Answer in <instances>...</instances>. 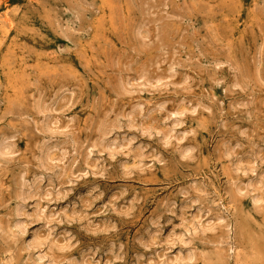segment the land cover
Masks as SVG:
<instances>
[{"label": "rangeland", "instance_id": "obj_1", "mask_svg": "<svg viewBox=\"0 0 264 264\" xmlns=\"http://www.w3.org/2000/svg\"><path fill=\"white\" fill-rule=\"evenodd\" d=\"M152 1L0 0V264H264V0Z\"/></svg>", "mask_w": 264, "mask_h": 264}, {"label": "bare ground", "instance_id": "obj_2", "mask_svg": "<svg viewBox=\"0 0 264 264\" xmlns=\"http://www.w3.org/2000/svg\"><path fill=\"white\" fill-rule=\"evenodd\" d=\"M65 1V0H64ZM67 1V0H66ZM78 1V0H77ZM152 1V0H151ZM159 1V0H158ZM157 1V2H158ZM163 1V0H162ZM153 2V1H152ZM131 3H133V2H131ZM156 3V2H155ZM154 3V4H155ZM161 3V2H160ZM159 3V4H160ZM165 3V2H164ZM135 4V3H134ZM133 4V5H134ZM150 4V3H149ZM157 5V4H156ZM161 5H162V3H161ZM81 6V5H80ZM159 7H161V6H159ZM163 7V6H162ZM136 8V7H135ZM154 9H156V8H154ZM160 9V8H159ZM75 10V9H74ZM145 11V10H144ZM153 11V10H152ZM69 12H71V11H69ZM77 12H79V11H77ZM76 12V13H77ZM155 12V11H154ZM153 12V13H154ZM159 12V11H158ZM144 13V12H143ZM135 14V13H134ZM140 14V13H139ZM133 15V14H132ZM2 18H3V22H5L6 24H11L12 22H11V19H10V17H9V15H8V11L7 10H5L4 12H3V14H2V16H1ZM78 17V16H77ZM143 17V16H142ZM152 17V16H151ZM145 18H148V17H145ZM144 18V19H145ZM158 19H159V17H157ZM174 18V17H173ZM151 19V18H150ZM163 19V18H162ZM177 19V18H176ZM179 19V18H178ZM106 20V19H105ZM134 20V19H133ZM152 20V19H151ZM150 20V21H151ZM146 21V20H145ZM157 21H159V20H157ZM110 22V21H109ZM131 22V21H130ZM152 22H153V20H152ZM107 23V22H106ZM134 23H136V22H134ZM139 23V22H138ZM138 23H137V25H138ZM158 23V22H157ZM109 24H111V23H109ZM143 24V23H142ZM164 24V23H163ZM103 25V24H102ZM131 25V24H130ZM23 25H21V27H22ZM121 26V25H120ZM119 26V27H120ZM156 26V25H155ZM161 26V25H160ZM126 27V26H125ZM136 27V26H135ZM143 27V26H142ZM154 27V26H153ZM23 28V27H22ZM105 28H106V26H105ZM132 29H134V28H132ZM176 29V28H175ZM174 29V30H175ZM115 30H116V27H115ZM130 30V29H129ZM151 30V29H150ZM160 30H161V28H160ZM165 30V29H164ZM173 30V31H174ZM132 31V30H131ZM136 33V32H135ZM154 33H155V31H154ZM157 34V33H156ZM156 34H155V36H156ZM169 35H170V33H169ZM160 36V35H159ZM147 37V36H146ZM169 37V36H168ZM135 38V37H134ZM149 38V37H148ZM151 38V37H150ZM144 39V38H143ZM155 39V38H154ZM168 39V38H167ZM148 40V39H147ZM150 40H152V38L150 39ZM152 44V43H151ZM149 45V44H148ZM140 46V45H139ZM174 46V45H173ZM185 46V45H184ZM134 48V47H133ZM143 48V47H142ZM141 48V49H142ZM145 48V47H144ZM195 50V49H194ZM144 51H145V49H144ZM164 51V50H163ZM140 53V52H139ZM166 53V52H165ZM172 54H173V52H172ZM164 55H166V54H164ZM167 56V55H166ZM130 59V58H129ZM132 59V58H131ZM158 59V58H157ZM173 59H174V57H173ZM172 59V60H173ZM163 59H161V61H162ZM178 61V60H177ZM131 62V61H130ZM175 62V61H174ZM125 63V62H124ZM134 63H135V61H134ZM151 65V64H150ZM180 65V64H179ZM174 66V65H173ZM217 66V65H216ZM137 67V66H136ZM177 67H178V65H177ZM129 68V67H128ZM143 68V67H142ZM151 68V67H150ZM137 69V68H136ZM158 69V68H157ZM160 69V68H159ZM169 69H171V68H169ZM129 70H130V68H129ZM136 71V70H135ZM174 72H176V71H174ZM42 73V72H41ZM50 73V72H49ZM53 73V72H52ZM52 73H50V75L51 76H53L54 77V75H52ZM139 73V72H138ZM150 73V72H149ZM173 73V72H172ZM48 74V73H47ZM56 74V73H55ZM155 74V73H154ZM176 74V73H175ZM175 74H174V77L173 78H175ZM140 75V74H139ZM47 76V75H46ZM48 76H49V74H48ZM47 76V77H48ZM169 76V75H168ZM41 77V76H40ZM56 77H57V75H56ZM185 77H188V76H185ZM161 78V77H160ZM168 78H170V77H168ZM168 78H166L167 80H168ZM50 79V78H49ZM142 79V78H141ZM140 79V80H141ZM144 79V78H143ZM163 79V78H162ZM165 79V78H164ZM171 79V78H170ZM188 79V78H187ZM51 80H52V78H51ZM154 80V79H153ZM152 80V81H153ZM180 80V79H179ZM35 81V80H34ZM138 81V80H137ZM147 81H149L148 79H147ZM155 81H158V80H155ZM159 81H160V79H159ZM182 81V80H181ZM129 82V81H128ZM140 82V81H139ZM138 82V83H139ZM161 82V81H160ZM172 82V81H171ZM127 83V82H126ZM126 83H125V85H126ZM137 83V82H136ZM146 83V82H145ZM175 83V82H174ZM180 83V82H179ZM144 84V83H143ZM156 84H159V83H156ZM163 83L161 82V85H162ZM164 84H165V82H164ZM173 84V83H172ZM33 85V84H32ZM60 85V84H59ZM134 85V84H133ZM133 85H132V87H133ZM155 85V84H154ZM167 85V84H166ZM165 85V86H166ZM176 85V84H175ZM72 86V85H71ZM137 86H138V84H137ZM140 86V85H139ZM142 86V85H141ZM152 86V85H151ZM150 86V87H151ZM159 86V85H158ZM73 87V86H72ZM126 87V86H125ZM131 87V86H130ZM148 87V86H147ZM163 87V86H162ZM71 88V87H70ZM153 88H155L154 86H153ZM167 88H168V86H167ZM121 89V88H120ZM147 89V88H146ZM152 89V88H151ZM55 91V90H54ZM61 91V90H60ZM43 92V91H42ZM115 92V91H114ZM141 92V91H140ZM124 93H125V91H124ZM135 93V92H134ZM42 94V93H41ZM55 94H56V92H55ZM128 94V93H127ZM61 95V94H60ZM121 96V95H120ZM60 97V96H59ZM80 97V96H79ZM65 98V97H64ZM63 99V98H62ZM77 100H78V98H77ZM81 100V99H80ZM49 101V100H48ZM62 102H63V100H62ZM70 102H71V100H70ZM162 104V103H161ZM69 105V104H68ZM55 106V105H54ZM74 106V105H73ZM138 106V105H137ZM144 106V105H143ZM160 106V105H159ZM72 107V106H71ZM136 108V107H135ZM44 110H43V112H41V113H43V118L44 119H46V120H48L49 119V114H47L48 112H49V106H45L44 108H43ZM63 109V108H62ZM197 109V108H196ZM64 110V109H63ZM70 110V109H69ZM59 111V110H58ZM134 111L135 110H133V113H134ZM137 111V110H136ZM175 111V110H174ZM178 112V111H177ZM38 113H40V112H38ZM183 114H181V116H182ZM185 115V114H184ZM57 116V115H56ZM119 116V115H118ZM125 116H127V115H125ZM178 116V115H177ZM183 117V116H182ZM125 118V117H124ZM130 121V120H129ZM45 122V121H44ZM52 122V121H51ZM48 124V123H47ZM184 124V123H183ZM108 125V124H107ZM117 125H118V123L117 124H115V125H113V126H111L110 128H106L105 130H104V132L102 133V139H104V140H108L109 142H108V144L106 143V145L109 147V145H111V144H114L115 143V139H111V140H109L108 138H109V133L113 130V129H115L116 127H117ZM48 126V125H47ZM105 126V125H104ZM119 126V125H118ZM48 128H50V129H53V128H51V127H48ZM73 128V127H72ZM116 129H119V128H116ZM172 130V129H171ZM48 132V131H47ZM174 132V131H173ZM11 134H12V132H11ZM47 134V133H46ZM111 134V133H110ZM172 134V133H171ZM171 134H169L168 136H170ZM57 135V134H56ZM173 136V135H172ZM183 138H184V136H182ZM44 139V138H43ZM55 139V138H54ZM170 139V138H169ZM128 141V140H127ZM132 141V140H131ZM180 141V140H179ZM183 141V140H182ZM67 142V141H66ZM178 142V141H177ZM63 143V142H62ZM63 145V144H62ZM105 145V146H106ZM43 146V145H42ZM57 146V144H54L53 146H48V145H46L44 148H43V150H42V155H43V157H44V160H47L48 158H49V150L52 148V147H56ZM113 146V145H112ZM111 146V147H112ZM65 147V146H64ZM88 147V146H87ZM119 147V146H118ZM128 147V146H127ZM60 148V147H59ZM73 148V147H72ZM122 148V147H121ZM53 149V148H52ZM67 149V148H66ZM87 149H89V148H87ZM193 149H194V146L191 144V143H187V144H185L184 146H183V153L185 154V155H190L192 152H193ZM66 151H68V150H66ZM71 152L73 151V150H70ZM89 151V150H88ZM15 152V145L13 144V142H11L10 140H9V138H3L2 140H0V156H2V157H7V156H9L10 154H12V153H14ZM74 152V151H73ZM227 152V151H226ZM68 153V152H67ZM229 153V152H228ZM62 154V153H61ZM68 154H70V153H68ZM75 154V153H74ZM231 154V153H230ZM229 154V155H230ZM71 155V154H70ZM86 155V154H85ZM87 155H88V153H87ZM232 155V154H231ZM35 156V155H34ZM57 156V155H56ZM60 156V155H59ZM69 156V155H68ZM13 157V156H12ZM65 157V156H64ZM90 157H91V153H90ZM36 158V157H35ZM69 158H70V156H69ZM187 158V157H186ZM63 159V158H62ZM54 160V159H53ZM60 162V161H59ZM3 163V162H2ZM58 163V162H57ZM64 165V164H63ZM62 165V166H63ZM232 165V164H231ZM234 167V166H233ZM251 167H253V166H251ZM58 168V167H57ZM254 168V167H253ZM237 169V168H236ZM61 170H63V168L61 169ZM47 171V170H46ZM53 172V171H52ZM61 174V173H60ZM32 178V177H31ZM232 179V178H231ZM230 179V180H231ZM37 180H38V177L37 178H33L32 180L30 179V181L28 180V178H26L23 174L20 176V182H19V188H18V198H20V200H19V203H18V206H17V211L19 210V208H20V206H24L25 204H26V199H28V198H31V197H34L35 196V194H37V193H41V190H42V187H41V185L40 184H38L37 183ZM234 181V180H233ZM232 181V182H233ZM238 181V180H237ZM249 181H251V180H248V182ZM231 182V181H230ZM228 183V182H227ZM233 184V183H232ZM256 184V183H255ZM257 184H258V186L259 187H262V186H264V177H259L258 178V180H257ZM256 184V185H257ZM246 185V184H245ZM248 185H249V183H248ZM255 185V186H256ZM249 187V186H248ZM252 187V186H251ZM45 188V187H44ZM237 189V188H236ZM238 190H239V187H238ZM243 190H245V189H243ZM226 191V190H225ZM45 193H46V195H49V194H51L52 193V190L51 189H46L45 191H44ZM183 192V191H182ZM242 192V191H241ZM252 191H250L249 193H251ZM255 192V191H254ZM45 193H43V194H45ZM57 195L59 196L61 193H63L62 191H57ZM229 193V192H228ZM253 193V192H252ZM181 194V193H180ZM195 196V195H194ZM255 196V195H254ZM254 198V197H253ZM252 198V199H253ZM261 198L262 197H259V196H255V200H256V202L257 201H260L261 200ZM264 199V198H263ZM216 201V200H215ZM253 201V200H252ZM262 201H264V200H262ZM254 202V201H253ZM255 203V202H254ZM259 203V202H258ZM261 203V202H260ZM231 204V203H230ZM257 204V203H256ZM263 204V203H262ZM225 209V208H224ZM233 210V209H232ZM227 211V210H226ZM44 212H45V210L44 209H42L41 211H40V218H42L43 216H44ZM19 214V213H18ZM36 215H37V213H36ZM209 215V214H208ZM231 216V215H230ZM203 218V217H202ZM215 218L217 219V220H219V222L218 223H216V224H221L222 223V220H224L225 219V217L223 216V215H221V214H217L216 216H215ZM196 219V218H195ZM200 219V218H199ZM229 219V218H228ZM198 220V219H197ZM183 221V220H182ZM200 221L201 220H199L197 223L199 224V226L200 227H197L196 225H195V223L196 222H193V224H192V226H188V227H186V231H185V238L183 237V236H179V238H180V240L182 241V242H184L185 243V254H183V252L182 251H180V252H178L174 257H172V258H170L169 260H168V262H167V264H195V260H197L198 259V256H199V252H198V250L197 249H195L193 246H191V242L193 241V239L195 238V236H196V234H197V232H198V229H203V230H207V229H210V228H214L216 225H214V222H211V223H207V224H205V225H202V224H200ZM208 221V220H207ZM231 221H233V220H231ZM225 222H226V220H225ZM206 223V222H205ZM231 223V222H230ZM15 225L16 226H18L21 230H23V229H25L24 227H25V224H24V226H23V223L21 222V221H17L16 223H15ZM189 225V224H188ZM1 226V225H0ZM230 226V225H229ZM233 226V225H232ZM193 227V228H192ZM193 229V230H192ZM228 229V228H227ZM39 231V230H38ZM215 231V230H214ZM187 232H192V234L191 235H189L188 237H186V233ZM201 232H203V231H201ZM206 232V231H205ZM231 232V231H230ZM230 236V235H229ZM46 238H44L43 236H40L37 232H35L34 234H33V238L31 239V241L29 242L31 245H34V246H38V245H40V244H42L43 242H44V240H45ZM229 240V239H228ZM228 240L226 239V238H220V239H218V240H216V244L220 247V248H222L223 246H226V250L227 251H230L231 252V254H232V257L234 258V261H235V264H240V260H239V257H240V253H241V251H240V246H241V243L240 242H234L233 240H232V242H231V244L230 245H228L229 244V242H228ZM24 242V241H23ZM179 242V241H178ZM182 242H181V244H182ZM214 243V244H215ZM52 244V243H51ZM210 244H212V243H210ZM228 245V246H227ZM56 250V249H55ZM38 251V250H37ZM43 251V250H42ZM43 256H45V254L44 255H39V258H42ZM153 259V258H152ZM231 260V259H230ZM59 262H61V261H59ZM69 264H80V262L78 263V261L77 262H71V263H69ZM149 264V263H148Z\"/></svg>", "mask_w": 264, "mask_h": 264}]
</instances>
